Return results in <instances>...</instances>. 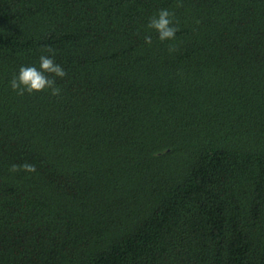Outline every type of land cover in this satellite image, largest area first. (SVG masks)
Instances as JSON below:
<instances>
[{
  "label": "trees",
  "instance_id": "16d2710c",
  "mask_svg": "<svg viewBox=\"0 0 264 264\" xmlns=\"http://www.w3.org/2000/svg\"><path fill=\"white\" fill-rule=\"evenodd\" d=\"M0 264H264V0H0Z\"/></svg>",
  "mask_w": 264,
  "mask_h": 264
},
{
  "label": "clouds",
  "instance_id": "9594fccd",
  "mask_svg": "<svg viewBox=\"0 0 264 264\" xmlns=\"http://www.w3.org/2000/svg\"><path fill=\"white\" fill-rule=\"evenodd\" d=\"M174 13L168 9H160L156 15L149 18L147 27L153 29L158 33V39L163 42L165 40H172L175 38V34L178 28L173 23ZM145 43L152 44V37L150 35L145 36ZM48 53H53V49L49 46L44 49ZM169 51H174L173 48H169ZM53 56L41 55L39 57V68L36 66H20L18 75L14 76L10 81V87L13 91L19 95H23L25 92L32 94L34 92H42L46 89L51 90V95H59L60 89L56 86V81L52 77L63 78L66 76V71L61 65L57 64ZM50 75H45V74ZM23 169L27 172H34L35 166L29 163L23 165H13L11 171L16 172Z\"/></svg>",
  "mask_w": 264,
  "mask_h": 264
}]
</instances>
